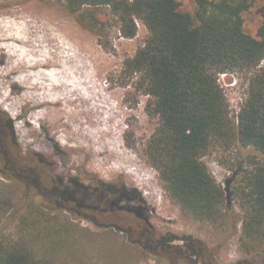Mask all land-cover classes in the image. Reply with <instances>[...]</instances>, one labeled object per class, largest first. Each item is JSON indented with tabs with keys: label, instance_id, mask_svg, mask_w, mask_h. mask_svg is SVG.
<instances>
[{
	"label": "rangeland",
	"instance_id": "rangeland-1",
	"mask_svg": "<svg viewBox=\"0 0 264 264\" xmlns=\"http://www.w3.org/2000/svg\"><path fill=\"white\" fill-rule=\"evenodd\" d=\"M196 1L177 0L179 11L194 17ZM263 4L264 0H252L242 16L243 31L253 38L262 23L259 9ZM96 20L98 36L83 29L59 0H0V34L9 29L24 40L14 59L0 49V254L24 253L29 264H264V226L259 236H251L248 227L255 213L245 180L259 161L254 151L236 142L213 144L202 162L224 191L221 217L204 222L182 212L146 155L159 118L149 107L151 98L140 89L139 75L124 66L144 45L147 29L137 21L136 36L123 38L108 8L99 7ZM41 49L60 56L75 53L82 62L79 67L62 65V70L72 73L67 83L75 81L80 91L95 95L86 105L85 97L67 86L66 97L76 101L63 108L74 111L76 117L67 119L66 115L52 137L46 123L34 120L39 109L23 98L29 91L13 83L23 74L6 76L4 71L17 59L35 60ZM248 78L238 72L219 76L235 124ZM88 107L94 111H85ZM21 133L29 136L23 139ZM18 160L25 162L22 167L17 166ZM29 167L37 169L48 189L68 190L90 207L98 205L106 193L91 194L84 187L100 183L136 191L154 229L148 237L160 240L161 247L143 250L125 235L98 229L51 204L36 203L44 200L40 198L44 194L26 183L27 174L21 171ZM136 203L124 199L122 206L135 207ZM126 218L124 223H134Z\"/></svg>",
	"mask_w": 264,
	"mask_h": 264
},
{
	"label": "trees",
	"instance_id": "trees-1",
	"mask_svg": "<svg viewBox=\"0 0 264 264\" xmlns=\"http://www.w3.org/2000/svg\"><path fill=\"white\" fill-rule=\"evenodd\" d=\"M59 1L83 29L97 36L99 7L110 10L123 38L136 36L137 21L147 29L144 45L124 66L139 75L140 89L159 118L146 155L182 212L204 222L221 217L224 191L202 162L213 144L236 142L254 151L259 161L245 183L255 213L249 231L259 236L264 226V4L253 38L244 33L242 18L252 0H197L194 17L180 12L177 0ZM237 72L249 78L235 124L219 76ZM22 160L17 166L24 165ZM120 193L125 200L143 203L136 191L122 188ZM0 264L29 262L24 253L4 252Z\"/></svg>",
	"mask_w": 264,
	"mask_h": 264
},
{
	"label": "bare ground",
	"instance_id": "bare-ground-1",
	"mask_svg": "<svg viewBox=\"0 0 264 264\" xmlns=\"http://www.w3.org/2000/svg\"><path fill=\"white\" fill-rule=\"evenodd\" d=\"M5 27H7V26H5ZM3 29H4V27H3ZM23 38H25V36ZM23 41L24 40H22L19 35H17L16 33L14 34L12 32V30L10 31L8 29V30H6L5 33H1L0 34V42L4 43L3 46H0V49L6 51V54H8L11 59H14V58H16V54H18L20 52V50L22 49V45H24ZM38 53H39L38 57L35 60H28V61L20 62L21 60L17 59L15 62L13 61L12 63H9V64H11L10 65L11 67L10 68H9V66L7 68L5 67L6 69L4 68L5 69L4 71L7 70L6 76H9V75H15V76L19 75L20 76L21 73L23 74V77H18V79L15 80L13 83L18 84V85L22 86L23 88H26L29 91L28 93H24V97L23 98L28 100L29 102L32 101V102L35 103V106L39 110L37 111L36 115L33 112H31V113H33L36 116V118L34 120H36L37 122L46 123L47 129L49 128L51 130V134L50 135L52 137L53 134H54L52 132L56 131L55 134H57L58 133L57 132L58 129L60 127H62L61 121L66 115L68 116L67 119L76 117L75 116L76 113L74 111L70 110L69 112H67L66 110L68 108L66 110H65V108H63L64 104H65L66 107H70V106H73V103L76 101L75 99H68L66 97L65 92L67 91L68 87H74V89L76 88L75 91H74V94L75 95H76V93L82 94L85 97V99H86L85 100L86 101V105L88 104V102H90L91 99H93L92 96L94 94L91 96L88 93H84V92L80 91L77 88L78 84L76 82V84H77L76 85L75 81L72 84H68L67 83V79L72 73H71V71L69 69H64L63 68V70H62V65H63V62L65 64L73 63L75 66L79 67V64L81 65L82 62H79V60L77 59L78 57H77V55L75 53H69V55H66V54L64 55L63 54L62 56H60L57 53V51L55 53H52V52H49V51H47L45 49L44 50H42V49L39 50ZM2 54H5V53H2ZM53 54H56V55L54 56ZM23 57H22V59H23ZM12 64L14 66H12ZM1 71L2 70H0V72ZM46 80L50 81V83L49 84H45ZM23 90H25V89H23ZM20 91L22 92V90H20ZM97 95H98V93H97ZM94 97H95V95H94ZM102 97H101V95L99 96V98H102ZM24 103H28V102H24ZM35 106H34V108H35ZM26 108H27V105H26ZM32 110H33V108H32ZM84 110L87 111L88 113H91L92 111H94L93 107H91V108L88 107L87 110L86 109H84ZM77 114H78V112H77ZM65 119H66V117H65ZM65 119H63V120H65ZM74 124L75 123H73L71 125V127H73ZM74 129H72V130H74ZM76 130H77V128H76ZM86 131H87V133L89 132L88 135L86 134L87 136H89L90 138L91 137L92 138L95 137L94 133L90 132L88 129H86ZM86 131L83 130V132H85V133H86ZM74 132H75V130H74ZM78 132H80V131H78ZM62 133H64V132H62ZM21 135H22L23 139H26L29 136L28 133H26V134L25 133H23V134L21 133ZM80 137H82V136H80ZM66 139H67V137H66ZM80 140H81V138H80ZM92 141L94 142L93 139H92ZM88 145H89V143H88ZM46 151H47V149H46Z\"/></svg>",
	"mask_w": 264,
	"mask_h": 264
},
{
	"label": "flooded vegetation",
	"instance_id": "flooded-vegetation-1",
	"mask_svg": "<svg viewBox=\"0 0 264 264\" xmlns=\"http://www.w3.org/2000/svg\"><path fill=\"white\" fill-rule=\"evenodd\" d=\"M23 172L27 174L26 183L43 191L44 195L40 198L44 200H40V202L37 201L36 203L45 205L51 204L74 214L98 229L105 231L113 230L116 233L125 235L128 240L135 241L134 243L141 246L143 250H155L161 247L160 240L154 242L148 237L154 234V229L149 222H147V218L145 219L144 217L145 214H147V209L144 204L137 202L134 207L135 209L122 206L124 202V198L120 193L122 188H114L112 192H109L107 191V185L100 183L84 187L88 193L91 194L99 193L101 190H104L106 193L98 205L90 207L78 201L68 190L62 191L57 188L48 189V187L42 183L37 169L29 167L21 171V173ZM128 213L134 218L133 224L123 222V219H127L126 215Z\"/></svg>",
	"mask_w": 264,
	"mask_h": 264
}]
</instances>
